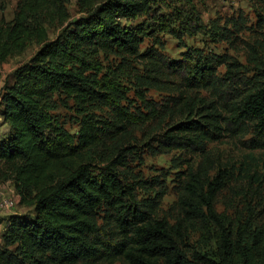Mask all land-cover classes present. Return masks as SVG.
Listing matches in <instances>:
<instances>
[{"label": "trees", "instance_id": "1", "mask_svg": "<svg viewBox=\"0 0 264 264\" xmlns=\"http://www.w3.org/2000/svg\"><path fill=\"white\" fill-rule=\"evenodd\" d=\"M58 2L21 0L12 22L0 18V63L18 54L30 39L38 44L34 55L13 71L12 84L0 96V115L8 125L0 139V177L11 173L21 202L32 207V217L9 218L6 245H17L30 264H264L261 235L250 245L243 243L216 215L215 200L231 174L224 168L212 173L215 165L208 152L209 144L226 138L264 151V82L244 81L237 63L196 50L177 62L152 58L190 94L179 96V120L156 140L165 150L201 161L196 168L188 163L179 174L180 215L187 222L210 223L219 232L215 250L188 255L182 248L180 220L171 226L159 218L156 201L139 200L136 191L142 184L123 174L134 149H118L93 174L70 136L53 129L47 116L53 93L89 99L104 89L86 75L91 70L89 48L104 43L137 56L143 30L122 21L149 13L153 0L91 2L85 15L71 22ZM50 10H58L56 18L65 25L53 41L46 40L36 24L41 13ZM223 64L225 72L219 75ZM151 113L156 116L155 110ZM122 117L120 124L129 123L125 114ZM89 128L79 136L82 148L96 143Z\"/></svg>", "mask_w": 264, "mask_h": 264}, {"label": "rangeland", "instance_id": "2", "mask_svg": "<svg viewBox=\"0 0 264 264\" xmlns=\"http://www.w3.org/2000/svg\"><path fill=\"white\" fill-rule=\"evenodd\" d=\"M101 1L59 0L57 8L61 6L71 22L85 15L88 4ZM20 2L0 0V18L12 22ZM153 3L149 13L122 21L126 26L143 30L137 56H127L104 43L89 48L87 62L91 70L86 75L100 82L104 89L89 99L53 93L48 100L47 116L53 129L70 136L81 160L91 165L93 174L118 149H134L135 155L122 172L129 181L142 184L136 191L138 199L155 200L156 215L165 218L169 225L180 220L182 248L188 255L205 253L218 245V230L210 223L184 221L176 204L179 174L190 162L196 168L200 158L165 150L156 142L159 134L179 120L175 107L179 96L190 94L183 90L174 74L152 58L177 62L187 51L196 50L205 57L237 63L244 81L264 82V0H153ZM50 11L46 15L41 13L36 24L42 26L46 40L53 41L65 25L57 19L61 14L58 10ZM37 49L36 41L30 39L18 54L0 63V96L12 84L13 71ZM226 66L218 68L219 75H223ZM1 110L0 107V114ZM151 110H155L156 116ZM121 114L126 115L129 123H119ZM86 126L96 143L82 148L79 136ZM7 132L8 125L0 115V139ZM245 145L246 141L229 138L208 145L209 159L215 165L212 173L224 168L231 174L228 185L215 200L214 211L233 237H240L250 245L255 235L260 234L264 248V151L249 150ZM3 201L14 206L9 209L0 206V264H30L22 258L17 245L5 243L9 241L6 233L10 217H32V207L21 202L11 173H1L0 203Z\"/></svg>", "mask_w": 264, "mask_h": 264}, {"label": "built area", "instance_id": "3", "mask_svg": "<svg viewBox=\"0 0 264 264\" xmlns=\"http://www.w3.org/2000/svg\"><path fill=\"white\" fill-rule=\"evenodd\" d=\"M0 206L5 207L6 209L12 208L14 204L9 201H3L0 203Z\"/></svg>", "mask_w": 264, "mask_h": 264}]
</instances>
